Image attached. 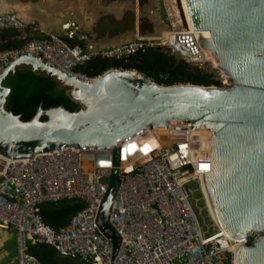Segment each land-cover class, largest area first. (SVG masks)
Returning <instances> with one entry per match:
<instances>
[{
  "label": "built area",
  "instance_id": "obj_1",
  "mask_svg": "<svg viewBox=\"0 0 264 264\" xmlns=\"http://www.w3.org/2000/svg\"><path fill=\"white\" fill-rule=\"evenodd\" d=\"M162 4L169 30L91 52L25 23L15 13H1L0 28L30 32L32 37L21 48L0 50V70L11 59L26 55L89 80L73 67L94 55L125 56L153 44L192 66L206 68L210 58L203 56L198 36L182 26L176 0ZM180 7L186 22L181 0ZM189 128L182 124L148 128L118 144L120 184L109 215L120 237L116 251L95 222L113 168L112 149L54 147L23 158L0 153V225L13 230L17 264H42L28 250L29 244L41 243L53 246L61 256L93 264H234L235 247L248 244L255 234L233 239L219 227L211 230L204 220L200 223L192 183L204 195L202 174L211 171L212 153L205 144L209 136ZM71 199L84 204L68 223L54 228L43 221L42 203ZM211 221L215 223L212 215Z\"/></svg>",
  "mask_w": 264,
  "mask_h": 264
},
{
  "label": "water",
  "instance_id": "obj_2",
  "mask_svg": "<svg viewBox=\"0 0 264 264\" xmlns=\"http://www.w3.org/2000/svg\"><path fill=\"white\" fill-rule=\"evenodd\" d=\"M183 2L195 25L189 31L198 36L203 56L219 63L228 86L159 85L130 70H107L92 82L80 81L38 57L21 55L0 70V153L23 158L54 147L112 149L113 168L95 222L116 251L120 237L109 215L120 184L118 144L148 128L206 125L213 130L212 170L202 174V182L217 226L233 239L255 234L251 243L239 244L234 264H264V0ZM33 6L43 13L42 5ZM133 18L132 30L135 14ZM131 34L126 31L101 46L89 36L79 38L91 52L135 41ZM21 66L66 88L79 107L38 108L31 119L22 121L6 109L10 90L2 85Z\"/></svg>",
  "mask_w": 264,
  "mask_h": 264
},
{
  "label": "trees",
  "instance_id": "obj_3",
  "mask_svg": "<svg viewBox=\"0 0 264 264\" xmlns=\"http://www.w3.org/2000/svg\"><path fill=\"white\" fill-rule=\"evenodd\" d=\"M31 37L30 32L24 35L15 28H0V50L21 48ZM58 37L70 46L79 45L85 50L81 42ZM110 69L135 70L159 85H223L221 78L217 77L214 72L192 66L171 54L168 48L157 44L144 45L125 56L94 55L84 63L73 67L75 72L89 78L98 77ZM2 85L10 90L5 100L6 109L19 115L22 121L31 119L38 108L46 110L60 106L68 111H75L79 107V103L66 94V88H59L56 81L50 80L40 72L31 71L28 66L16 68L14 74H8L4 78ZM44 119L45 117L41 115L40 120ZM199 194L201 196L200 192ZM83 204L77 199L45 202L41 204L40 214L45 223L59 228L68 223ZM28 250L42 264H93L90 261L61 256L53 246L45 243L29 244ZM224 264H228L227 261Z\"/></svg>",
  "mask_w": 264,
  "mask_h": 264
},
{
  "label": "crops",
  "instance_id": "obj_4",
  "mask_svg": "<svg viewBox=\"0 0 264 264\" xmlns=\"http://www.w3.org/2000/svg\"><path fill=\"white\" fill-rule=\"evenodd\" d=\"M141 1L11 0L9 3L0 2V14L14 12L19 18L38 25L45 31L60 34L58 36L62 38L74 39L83 44L79 36L86 35L98 41L95 46H101L110 45L113 37L126 31H132L129 38L137 40L155 37L168 30L163 7L161 16L160 11L153 8L157 0L149 1L152 8L149 5L141 8ZM34 4L43 6V16ZM134 14L136 20L132 30ZM140 15L147 16L148 28L140 21ZM0 264H17L13 230L7 225H0Z\"/></svg>",
  "mask_w": 264,
  "mask_h": 264
},
{
  "label": "rangeland",
  "instance_id": "obj_5",
  "mask_svg": "<svg viewBox=\"0 0 264 264\" xmlns=\"http://www.w3.org/2000/svg\"><path fill=\"white\" fill-rule=\"evenodd\" d=\"M176 3L180 9V14L182 16V26L184 28H188L187 24H186L187 20L185 22L184 17H183V12H182L181 7H180V0H176ZM181 5H182V2H181ZM204 69L214 72L217 77L221 78L222 83H223L222 87L228 86L230 84V80L224 75L222 69L220 67L216 66L214 64V62H212V58H210V61L207 63V66ZM192 184H193L192 187L195 189L193 203L196 205L195 210H196V213L198 214L199 221H200V223H203V220H204L207 223V225L210 226L211 230H214L218 226L216 225V222L214 223V221H211V223H210L211 214L209 213V210L207 208L205 196L202 194L203 196L201 195L202 196V198H201L199 191L197 189V185L194 183H192ZM197 198L199 199V201ZM203 201H204V203H202ZM204 206L206 207V209ZM207 214L209 216H207Z\"/></svg>",
  "mask_w": 264,
  "mask_h": 264
},
{
  "label": "bare ground",
  "instance_id": "obj_6",
  "mask_svg": "<svg viewBox=\"0 0 264 264\" xmlns=\"http://www.w3.org/2000/svg\"><path fill=\"white\" fill-rule=\"evenodd\" d=\"M181 2H182V8H183V10H184V13H185V18H186V20H187V26H188V28L190 27L191 29H195V25L194 24H192L191 22H190V20H189V18H188V15H187V12H186V9H185V6H184V2H183V0H181ZM200 37V36H199ZM201 38V37H200ZM212 62H214V64L216 65V66H219V63L218 62H215V58L214 57H212ZM221 70V69H220ZM118 71H120V70H118ZM121 71H123V70H121ZM61 72H63V71H61ZM65 74H67V76H72L73 77V74H68L67 72H64ZM134 74V73H133ZM136 74H134V76H135ZM80 81H87V82H92L93 80H95L94 78H92V79H86V78H81V77H79L78 78ZM53 117H56V116H51V118H53ZM179 126H181V125H179ZM190 130H197V131H201V130H203V134H202V136L205 134V135H208L209 137H206L207 138V140L205 141V144H206V146H208L209 148H210V151H211V153H212V151H213V144H212V133H213V130L212 129H210L209 127H207L206 125L204 126H200V127H197V128H189ZM146 131H148V130H145V131H143V132H146ZM11 143H14V142H11ZM11 143H9V144H11ZM12 146V145H11ZM82 148V147H81ZM211 170H212V167H211ZM202 180H203V178H202ZM202 185H203V188H204V191H205V200H206V205H207V208H208V210H209V213L213 216V218L215 219V222L217 223V225L219 224V222H218V220H217V218H216V216H215V214H214V211H213V209H212V207H211V204H210V202H209V199H208V197H207V194H206V189H205V186H204V181L202 182ZM219 226H220V224H219ZM221 229V228H220ZM220 231V230H219ZM222 231V230H221ZM223 232V231H222ZM223 234H225L224 232H223ZM238 247H239V243H238V245L235 247V250H234V254H236V250H238ZM236 259H237V256L235 257Z\"/></svg>",
  "mask_w": 264,
  "mask_h": 264
},
{
  "label": "flooded vegetation",
  "instance_id": "obj_7",
  "mask_svg": "<svg viewBox=\"0 0 264 264\" xmlns=\"http://www.w3.org/2000/svg\"><path fill=\"white\" fill-rule=\"evenodd\" d=\"M149 1L150 0H142L141 2H140V6H141V8H143L145 5L146 6H148L149 8H152L151 7V4H149ZM162 7H163V4H162V0H157V4L153 7V8H157L159 11V14H160V16H161V14H162ZM152 12V9H150V13ZM165 14V13H164ZM152 16V15H151ZM164 18H165V20H166V28H169L170 29V26H169V23H168V21H167V19H166V17L164 16ZM140 21H142V23H144V27L145 28H148V22H147V16H142V15H140Z\"/></svg>",
  "mask_w": 264,
  "mask_h": 264
}]
</instances>
